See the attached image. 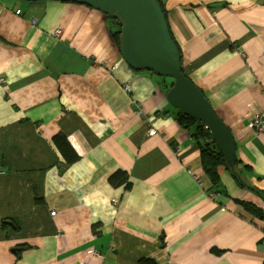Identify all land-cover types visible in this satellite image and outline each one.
<instances>
[{
	"label": "crops",
	"instance_id": "obj_1",
	"mask_svg": "<svg viewBox=\"0 0 264 264\" xmlns=\"http://www.w3.org/2000/svg\"><path fill=\"white\" fill-rule=\"evenodd\" d=\"M163 1L244 182L222 167L227 193L212 189L167 100L173 80L131 69L109 17L0 0V264H264V219L237 202L264 212V137L250 129L264 111V0ZM118 170L131 189L111 185Z\"/></svg>",
	"mask_w": 264,
	"mask_h": 264
},
{
	"label": "water",
	"instance_id": "obj_2",
	"mask_svg": "<svg viewBox=\"0 0 264 264\" xmlns=\"http://www.w3.org/2000/svg\"><path fill=\"white\" fill-rule=\"evenodd\" d=\"M61 1L86 5L107 17L120 19V53L125 63L133 70L148 71L173 80L167 93L168 102L181 115L194 118L206 126L232 176H236L238 159L235 137L200 88L184 75L181 53L158 0Z\"/></svg>",
	"mask_w": 264,
	"mask_h": 264
},
{
	"label": "trees",
	"instance_id": "obj_3",
	"mask_svg": "<svg viewBox=\"0 0 264 264\" xmlns=\"http://www.w3.org/2000/svg\"><path fill=\"white\" fill-rule=\"evenodd\" d=\"M33 1H37V0H33ZM158 2L161 5L166 21L169 23L168 12H167L164 1L158 0ZM109 19L111 20L110 23L115 25L114 26L115 30L112 31L111 35L120 51L122 21L118 18L109 17ZM179 51L181 53L182 65H183V55H182L180 48H179ZM182 70H183L184 75L188 76L187 71L183 67H182ZM171 86L172 84L170 85V88ZM176 115H177L176 119L178 123L181 125V127L184 130H186L192 136L195 146L201 152L202 166L205 171V174L207 175V178L210 180L212 184V189L213 188L217 190L219 189L218 191L219 193L226 194L227 192L221 187L220 170L222 167L228 170H230V168L228 167L227 162L225 158L223 157V155L217 149L210 131L206 128V126L203 123H201L200 121L194 118L181 115L178 112ZM67 145L69 144L67 143ZM249 170L251 169L249 167L243 166L242 162L238 160L237 165H236L237 173L235 174L236 176H234L233 178H235L238 181V183L244 182V178L242 176L244 172L249 171ZM4 173L5 171L4 172L1 171L0 174H4ZM128 180L129 178H128L127 173L122 170H118L109 178V182L111 183L113 187H119V186L126 185L127 190L131 189V184H129ZM255 191L264 198V192H261L258 189H255ZM237 202L242 208H244L250 214L260 219H264V212L260 210L259 208L251 204H247L245 202H239V201ZM140 264H158V263L155 261H151V260H145V261H140Z\"/></svg>",
	"mask_w": 264,
	"mask_h": 264
},
{
	"label": "built area",
	"instance_id": "obj_4",
	"mask_svg": "<svg viewBox=\"0 0 264 264\" xmlns=\"http://www.w3.org/2000/svg\"><path fill=\"white\" fill-rule=\"evenodd\" d=\"M16 13L18 15H20L21 11L18 10ZM60 33H61V30L56 31L57 35H59ZM0 81L2 84L5 83V79H1ZM125 90L127 92H130L131 87L129 85H126ZM250 129L256 134V136L264 137V111L259 112V113L254 115L253 119L250 122ZM157 133H158V131L155 129V127L152 124L150 134L154 136V135H157ZM198 181L200 182V184L202 183V181L200 179ZM52 215H55V212H53ZM87 253L93 257H102L101 253L96 251L95 249H90L87 251Z\"/></svg>",
	"mask_w": 264,
	"mask_h": 264
},
{
	"label": "rangeland",
	"instance_id": "obj_5",
	"mask_svg": "<svg viewBox=\"0 0 264 264\" xmlns=\"http://www.w3.org/2000/svg\"><path fill=\"white\" fill-rule=\"evenodd\" d=\"M1 172V171H0Z\"/></svg>",
	"mask_w": 264,
	"mask_h": 264
}]
</instances>
